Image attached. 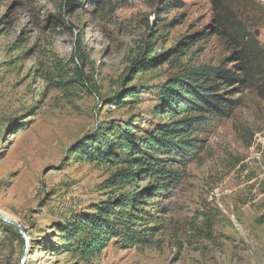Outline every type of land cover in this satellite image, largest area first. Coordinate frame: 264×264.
Wrapping results in <instances>:
<instances>
[{"label":"rangeland","instance_id":"374dc122","mask_svg":"<svg viewBox=\"0 0 264 264\" xmlns=\"http://www.w3.org/2000/svg\"><path fill=\"white\" fill-rule=\"evenodd\" d=\"M182 1L0 0V215L28 239L0 222V264H264V99L252 90L211 121L195 159L174 163L178 183L144 208L148 243L65 245L70 225L149 183L105 189L114 168L94 151L117 128L140 136L166 121L155 109L170 78L227 55L212 35L181 43L214 17L209 0ZM231 1L264 47V0Z\"/></svg>","mask_w":264,"mask_h":264},{"label":"trees","instance_id":"16d2710c","mask_svg":"<svg viewBox=\"0 0 264 264\" xmlns=\"http://www.w3.org/2000/svg\"><path fill=\"white\" fill-rule=\"evenodd\" d=\"M64 1L77 6L80 0ZM209 1L214 11L213 23L181 43L188 48L193 41L212 35L223 43L227 55L217 65L185 67L170 78L159 93L155 109L166 121L140 136H133L128 128H117L114 140L94 151L93 156L114 168L105 180V189H122L144 179L149 183L108 197L95 207L92 216L70 225L69 234L63 236L69 250L99 253L111 239L118 240L124 248L148 243L144 208L160 192L178 183L181 175L173 168L174 163L195 159L211 121L231 117L246 91H255L264 99V47L256 31L251 30L248 16L234 13L231 0ZM167 2L174 7L183 3ZM166 55L141 60L135 73L165 61ZM124 97L136 100L138 94L128 90Z\"/></svg>","mask_w":264,"mask_h":264},{"label":"water","instance_id":"95a60500","mask_svg":"<svg viewBox=\"0 0 264 264\" xmlns=\"http://www.w3.org/2000/svg\"><path fill=\"white\" fill-rule=\"evenodd\" d=\"M256 35L257 36L259 35L258 31H256ZM0 220L5 222V223H7V224H9V225H11V226H13L16 229V231L23 237V239L25 240V244L27 245V240H28L27 236H26L24 230L22 229L21 225L16 220L9 219V218H7V217H5L3 215H0ZM25 258H26V254H24L21 257V259L19 261V264H24Z\"/></svg>","mask_w":264,"mask_h":264}]
</instances>
